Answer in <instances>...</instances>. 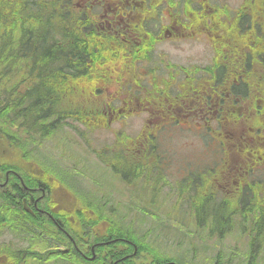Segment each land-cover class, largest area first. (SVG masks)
Listing matches in <instances>:
<instances>
[{
	"label": "flooded vegetation",
	"instance_id": "obj_1",
	"mask_svg": "<svg viewBox=\"0 0 264 264\" xmlns=\"http://www.w3.org/2000/svg\"><path fill=\"white\" fill-rule=\"evenodd\" d=\"M28 3L37 9L31 13L36 21L41 17L39 6L45 7V13L57 3L59 9L56 13L55 7L50 17L55 23L61 11L69 12L71 25L81 35L77 39L84 40L76 44H86L93 52L78 51L75 55L79 58L85 54L86 71L101 76L97 86L99 98L104 99L105 119L86 120L103 121L100 124L104 126L118 122L123 128L134 117L140 118L141 125H150L148 131L140 127L138 132L126 135L130 139L116 135L113 148L105 149L123 156L121 161L105 156V166L115 174L109 172L127 181L126 187L139 186L146 191L144 196L130 198L167 201V189L174 188L180 191L176 192L177 202L191 201L202 207L233 202L236 207L227 213V220L238 218L243 230L250 233L244 222L251 220V214L245 210L253 204L252 199L263 196L264 201V37L256 43L246 36L248 26L242 24H247L253 13L258 22L264 23V5L256 8L246 0L235 7L226 0H21L26 12ZM210 14L218 22L206 24L205 17ZM220 21L227 22L224 28ZM191 39L208 43L211 54L207 63H197L192 54L173 58L160 49L173 45L175 50L179 43ZM25 73L29 74L28 69ZM167 128L186 134L183 142L178 140L181 152L170 134L158 133ZM161 136H165L164 141ZM10 153L7 160L13 165L5 172L6 193L11 198L21 192L24 213L55 235L61 204V198H56L55 171L33 163L16 150ZM128 173L132 177H127ZM169 179L175 185L169 184ZM63 198L66 203L76 202L69 194ZM8 221L10 216H0V226L8 225ZM231 225L213 231L232 230ZM16 231L28 236L27 230ZM14 238L10 228H0V253ZM56 242L60 241L54 246ZM107 242L99 240L98 245L90 246L85 259L107 257ZM20 243L27 246L29 239ZM0 264L25 263L5 260Z\"/></svg>",
	"mask_w": 264,
	"mask_h": 264
},
{
	"label": "trees",
	"instance_id": "obj_2",
	"mask_svg": "<svg viewBox=\"0 0 264 264\" xmlns=\"http://www.w3.org/2000/svg\"><path fill=\"white\" fill-rule=\"evenodd\" d=\"M246 1L256 8L264 5V0ZM57 6V3L56 6L52 3L49 6L51 12L45 13V7L39 6L41 17L36 21L31 13L37 9L29 3L26 12L21 0H0V153L13 148L19 155L27 157L35 146L32 142L34 135L37 140L51 137L67 123L65 119L87 127L104 126L100 124L103 121L86 120L105 119L102 114L104 99L99 98L97 86L101 76L86 71L85 54L79 58L75 55L78 51L93 52L86 44H76L84 40L77 39L81 35L71 25L69 12L61 11L59 22L56 20L52 24L50 17L55 7L57 13ZM254 15L242 26H248L246 36L257 43L264 37V23L258 22ZM205 18L206 24H214V20L218 22L214 14ZM226 24L225 21L219 22L222 28ZM93 68L99 69L95 65ZM26 69L29 74L25 73ZM17 74L19 77L12 81ZM18 129L27 134V145H24L26 140L21 142L18 139ZM8 155L0 156V212L10 216L11 221L0 228H10L15 238L6 242L7 248L2 249L0 261H23L25 264H135L140 261L183 264L181 256L176 259L177 256L172 257L155 247L150 233L138 237L135 230L124 223L115 206L106 202L70 204L62 201L56 214V234L47 233L46 226L39 225L35 218L21 209V192L11 198L6 193L8 182H5V172L13 165L7 160ZM23 180L28 183L26 178ZM261 199L263 196L259 200L252 199L253 204L245 210L251 214V220L244 223L253 233V239L261 235L264 238V201ZM227 207L218 228L233 223L227 220V213L233 212L236 204L232 202ZM221 208L224 210L225 206L221 204ZM203 221L198 220V224L203 226ZM16 230H27L28 236H21ZM21 239H29L28 245H22ZM58 240L60 242L54 246ZM99 240L108 241L107 257L102 260L97 255L93 261L86 260L90 246L95 247ZM252 250L248 249L245 264H256L257 251ZM232 260L223 261L221 256H217L214 264H231Z\"/></svg>",
	"mask_w": 264,
	"mask_h": 264
},
{
	"label": "rangeland",
	"instance_id": "obj_3",
	"mask_svg": "<svg viewBox=\"0 0 264 264\" xmlns=\"http://www.w3.org/2000/svg\"><path fill=\"white\" fill-rule=\"evenodd\" d=\"M226 1L228 5L235 7L242 0ZM52 23L55 24V21ZM172 47L173 45H163L160 49L166 54H171L173 58H182V54H192L197 63L200 61L207 63L210 59V47L203 39L181 42L175 50ZM15 76L12 81L19 77L18 74ZM128 122V125L123 128L118 122L101 128L87 127L79 122L78 124L67 122L56 134L54 133L47 139L39 137L40 140H37L35 134L32 138L35 146L32 147L30 144L31 151H34L29 153L27 158L29 157L30 161L40 166L49 165L54 168L56 185L62 182L73 193L77 203L80 201L82 204L106 202L115 206L124 219V223L129 224L138 237L141 234L147 233L148 235L150 233V237L154 238L155 247L172 257L181 256L183 264H214L217 256H221L223 261H227L229 258L233 259L231 264H245L252 238L247 229L243 230L241 220L234 219L230 226L232 230L228 229L223 233H210L211 230L219 227L222 217L228 209L227 206L223 210L216 204H206L202 207L201 203L184 200L177 202L175 200L176 192L180 193V191H176L174 188L167 189V191L170 190L167 195L170 196V199L167 201L151 203L142 199L130 198L131 196H144L146 191L139 190V186L126 187L127 181L114 176L109 172L112 170L106 167V163L103 162L105 156L114 161L123 160L119 151L108 153L105 150L108 146L113 148L117 142L116 135L123 134L124 137L121 139H130L126 135L138 132L140 127L145 131L150 128V125H141L140 118L133 117ZM17 133L18 139L24 142L27 134L22 133V129H18ZM158 133L161 135L170 134L173 138L171 141L181 152L178 140L180 138V143L183 142L186 138L185 133L171 128ZM161 138L164 141L165 136H161ZM27 142L28 140L24 142V145H27ZM8 154L12 153L3 151L0 156L4 157ZM175 164H179V162ZM120 166L119 164L117 167ZM131 173H128L129 177H132ZM169 184L175 185L174 180L169 179ZM160 194L165 195L164 192ZM56 198L60 200V195L56 194ZM3 215L0 212V216ZM198 220L205 221L202 227L198 224ZM262 237L263 235L258 238L254 248L257 251L256 264H264V243H262L264 238Z\"/></svg>",
	"mask_w": 264,
	"mask_h": 264
},
{
	"label": "bare ground",
	"instance_id": "obj_4",
	"mask_svg": "<svg viewBox=\"0 0 264 264\" xmlns=\"http://www.w3.org/2000/svg\"><path fill=\"white\" fill-rule=\"evenodd\" d=\"M36 3V2H35ZM55 19V18H54ZM31 33V32H30ZM55 43V42H54ZM49 56V55H48ZM5 71V70H4ZM28 105V104H27ZM26 105V106H27ZM22 109V108H21ZM20 111V110H19ZM56 126V125H55ZM35 129V128H34ZM31 130V129H30ZM37 141V140H36ZM22 179V178H21ZM18 181V180H17ZM23 181V180H22ZM36 188V187H35ZM10 207V206H9ZM198 207V206H197ZM47 208V207H46ZM40 209V208H39ZM209 210V209H208ZM40 214V213H39ZM207 215V214H206ZM211 215V214H210ZM47 217V216H46ZM2 219V218H1ZM31 221V220H30ZM84 221V220H83ZM40 222V221H39ZM36 224V223H35ZM63 225V224H62ZM51 226V225H50ZM25 227V226H24ZM55 227V226H54ZM46 230V229H45ZM66 232V231H65ZM109 233V232H108ZM223 233V232H222ZM58 237V236H57ZM124 239V238H123ZM95 241V240H93ZM103 241V240H102ZM121 242V241H120ZM130 249V248H129ZM140 251V250H139ZM253 251V250H252ZM22 255V254H21ZM42 255V254H41ZM164 259V258H163ZM177 259V258H176ZM153 260V259H152ZM104 262V261H103ZM154 263V262H153ZM158 264V263H157ZM186 264V263H185Z\"/></svg>",
	"mask_w": 264,
	"mask_h": 264
}]
</instances>
